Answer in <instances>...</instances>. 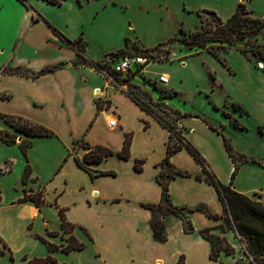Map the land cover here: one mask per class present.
<instances>
[{
	"label": "crops",
	"instance_id": "obj_1",
	"mask_svg": "<svg viewBox=\"0 0 264 264\" xmlns=\"http://www.w3.org/2000/svg\"><path fill=\"white\" fill-rule=\"evenodd\" d=\"M26 3L31 9L17 0H0L2 19L6 18L4 5L18 13L12 25L3 28L6 38L0 44V130L12 131L2 119L12 116L41 125L53 136L31 138L26 157L18 147L19 140L12 146L0 141V169L9 165L0 175V245L7 248L0 256V264H27L47 256L52 261L46 264H178L180 258L182 264H251L245 244L226 226L215 189L195 179L202 169L185 149L170 156V170L187 172L191 177L170 179L168 193L173 206L191 211L188 219L194 232L185 234L182 221L171 216L163 220L165 242L153 239L148 225L151 212L146 205L160 202L161 187L156 178L164 171L161 163L169 131L125 94L126 84H122L126 88L123 90L94 68L74 63L77 54L91 62L100 61L124 48L127 39L140 49H152L181 35V31L195 32L201 25L199 9L212 10L226 20L237 4L243 3L252 16L264 20V0ZM62 38L71 42L80 39L83 51ZM258 39V45H264V26ZM172 54L175 60L146 63L141 74L130 82L150 93L154 102H163L186 115L177 122L184 141L198 152L222 185L230 183L234 170L224 146L225 135L233 150L248 159L240 165L232 189L264 205V168L251 162H264V156L259 157L253 149L238 148L230 137L247 141L248 135L264 137L259 131L262 127L264 130V62L257 68L237 49L222 51L220 60L205 50L179 58ZM53 66L58 68L31 77ZM4 68H21L29 76L2 74ZM160 75H166L168 82L157 86L168 92L165 95L170 94L162 99L151 84ZM195 95L204 97L206 111L212 107L210 113L193 111L191 100ZM96 101L103 107L97 109ZM227 101L239 105L243 113L233 108L223 113L221 107ZM225 114L244 129L233 127L230 118L224 116L222 120L218 116ZM203 118L222 135L212 131ZM112 120L114 126L109 125ZM126 134L131 135V140L128 158L124 159L119 154ZM86 146H101L112 153L99 163L87 165L104 175L92 178L78 167L76 160L83 159L88 152ZM135 161H141L139 172L134 169ZM26 165L30 175L24 185L21 177ZM25 192H41L44 203L36 206L31 201H21ZM199 206L216 218L198 211ZM59 210L64 220L74 226L72 236L84 245L83 249L61 250L67 235L62 234ZM206 229L223 238L233 253L220 252L217 260H212L210 243L200 235ZM37 237L57 249L50 252Z\"/></svg>",
	"mask_w": 264,
	"mask_h": 264
},
{
	"label": "trees",
	"instance_id": "obj_2",
	"mask_svg": "<svg viewBox=\"0 0 264 264\" xmlns=\"http://www.w3.org/2000/svg\"><path fill=\"white\" fill-rule=\"evenodd\" d=\"M17 1L25 8L31 9V7L26 3V0ZM44 1L50 4L60 5L64 0ZM197 15L200 18L201 25L200 28L195 32L186 33L184 31H181V37L176 36L170 38L168 41L160 43L152 49H140L136 45H131L130 41L127 39L125 47L113 53H110V56L118 58L126 55H142L155 58V55H158L160 53V49L167 47V49L163 53L168 54L169 46L172 43L180 40L182 41L183 46L193 53H199L200 51L205 50L213 57L219 59L216 49L223 50L227 46L234 45L236 41H249L252 38L257 37L264 26V20L250 15L246 11V6L243 3H238L233 14L226 20H222L214 11L208 9H199L197 11ZM33 20H35L34 17ZM62 40H64L71 46H76L80 51H83V47L79 45L80 39H77L74 42L68 41L64 38H62ZM257 47L264 49V45H258ZM241 52L244 53L243 50H241ZM77 57L79 59L82 58L80 54H77ZM221 63L226 66L222 61ZM86 66L94 68L97 72L101 71V64L98 62L90 61V65ZM57 68L58 67L56 66L45 68L41 70L37 75H32L31 77L35 78L40 75L51 73ZM1 73L25 77L29 76V74L21 68H4L3 70H1ZM111 74L114 77L118 78L117 75H115L112 71ZM121 81L122 84L127 85L125 94L145 113H147L161 126L169 131V141L167 144L166 156L161 163V168H163L164 171L162 174L157 175L156 178L157 183L161 187L160 202L158 204L146 205V207L151 212V218L148 225L153 239L159 243L165 242L166 237L164 234L163 220L168 216L177 217L182 221L183 232L185 234H191L194 232L188 219V213H191V211H186L184 208L173 206L170 200V195L168 193V183L170 179H173L175 177H191V175L187 172L170 170V156L180 149H185L201 166L202 172L201 174L195 175V179L198 181H204L215 189L218 199L223 206L226 226L227 228L233 230L239 237V239L245 244V253L250 258L251 264H264V259L262 257L264 255V205L258 201H254L244 195H241L232 189V181L235 178L240 165L248 160L247 157L245 155L236 153L233 150L229 139L222 135L220 131L216 127H214L206 118H203L204 123H206L212 131H215L218 134L222 135L227 154L234 164V170L231 175L230 183L228 185H222L217 181L214 174L210 172L203 164V160L201 159L198 152L184 141L181 135V130L177 127V122L181 118L186 117V115L170 109L163 102H154L150 93L143 90L139 86L132 84L129 79H122ZM152 87L155 90V85L152 84ZM162 94L163 96H159V98L161 99L165 96L170 95H165V93ZM96 107L97 109L102 108V103L100 101H96ZM234 107L235 109H239L241 113H243L239 105L235 104ZM225 116L230 118L228 114H225ZM2 119L3 122L12 129V131L10 132L0 130V141L7 146H12L19 140L18 147L22 155L25 157L28 148L31 146V138L53 136V132H51L47 128L32 123L26 119L12 116H2ZM230 122L233 127L241 130L244 129L243 126L238 125L236 119L230 118ZM259 131L262 133L261 128H259ZM130 140L131 135L126 134L123 141L122 150L119 154L124 159L128 158ZM86 149H88V152L84 155L83 159L76 160L78 167L89 172L92 178L98 175H104L105 173H97L90 170L87 165L92 163H99L105 157L111 156L112 153L101 146H95L93 148L86 146ZM251 162L256 163L264 168L263 162L255 160H251ZM134 169L138 172L141 171V161L134 162ZM3 173V171H0V175ZM106 174L113 175V173ZM29 175L30 169L29 166L26 165L21 177L22 184L25 185L27 183ZM21 201H31L36 206H40L44 203L41 192L29 194L25 192ZM197 210L204 213L209 218H216V216L209 212L204 206H199ZM58 214L61 220L62 234L67 235L66 245L63 246L61 250L63 252H70L72 250L83 249L84 245L82 243H79L72 236L74 226L64 220L62 210H59ZM200 235L203 239L207 240L210 243L211 249L209 256L212 260L216 261L220 252H224L225 254L233 253V249L226 243L223 238L210 234V229L200 231ZM37 238L47 245L50 252L57 249V247L49 244L44 239L39 237ZM6 249L7 248L4 244L0 245V256L5 254ZM51 261V257L47 256L44 259H34L27 264H46ZM178 264H182L181 258L179 259Z\"/></svg>",
	"mask_w": 264,
	"mask_h": 264
},
{
	"label": "rangeland",
	"instance_id": "obj_3",
	"mask_svg": "<svg viewBox=\"0 0 264 264\" xmlns=\"http://www.w3.org/2000/svg\"><path fill=\"white\" fill-rule=\"evenodd\" d=\"M246 11L250 14L251 12L249 11V9L246 7ZM3 12L6 13V18L2 19L0 16V44H4L5 43V35H4V30L3 28H5L6 26H11L12 24L10 23L12 21V19L14 20L17 17V12H15L14 8L11 7L10 5H4L3 7ZM7 19V20H6ZM216 25V23H215ZM213 27V26H212ZM12 28V27H10ZM3 30V31H2ZM179 37H181V35H179ZM259 39L257 40V37L252 38L249 41L246 40H242V41H236L234 43V45L232 46H227L225 49L221 50V49H216L217 54L219 55L222 51H228L231 49H237V50H243L245 54V56L247 58H249V60L252 61V63L255 64V66L258 68L259 66L263 65L264 62V49L263 48H258V43H259ZM167 49V47H164L162 49H160V53L158 55H155V59L154 61H170V60H175L176 58L173 56L172 52L175 53L177 55V57H181V55H184L186 53H192V51L187 50L184 46L182 41H176L174 43H172L168 50V54L163 53L165 50ZM256 51V52H255ZM183 53V54H182ZM82 58H78L75 62L76 65H90V61L85 59L82 55H80ZM129 56V55H126ZM123 57V56H121ZM263 58V59H262ZM118 58L115 57H111L110 54L104 56L100 61H97L98 63L101 64V71H99L101 73V75L112 85H119L121 87L122 86V81L120 80V78H116L111 74V67L112 65L117 61ZM1 56H0V61H1ZM126 88H124L123 90H125ZM127 90V89H126ZM155 92L158 96H163L162 93H168L167 91L163 90L162 88L158 87L157 85L155 86ZM192 109L195 113L198 114H203L205 115V113L208 111L210 113V111H212V107L208 108L209 110L206 111V107H205V103H204V97L202 95H195L192 100ZM191 105V104H190ZM189 105V106H190ZM207 105V104H206ZM235 104L231 105V101H227V103L225 105H223V107H221V111L223 113H228L232 108L236 111L241 113V111L239 109H235ZM191 109V107H189ZM219 118H221L222 120H224V116L223 117L221 115H218ZM263 129V127H262ZM262 132L264 133V130H262ZM225 136V135H224ZM230 136V135H229ZM233 136V137H232ZM230 136L235 144L237 145L238 148L241 149H250L252 151V149L254 150V152L256 153V155H258L259 157H263L264 156V137L260 138L258 136H256V138L252 135H248L245 137H249V140L247 141L246 138H238V136L232 135ZM226 137V136H225ZM252 138H254L253 140H251ZM233 142V141H232ZM233 145V144H232ZM264 163V162H263ZM9 168V165H5L3 168L0 169V171L6 172ZM171 216H168L166 218H169Z\"/></svg>",
	"mask_w": 264,
	"mask_h": 264
},
{
	"label": "built area",
	"instance_id": "obj_4",
	"mask_svg": "<svg viewBox=\"0 0 264 264\" xmlns=\"http://www.w3.org/2000/svg\"><path fill=\"white\" fill-rule=\"evenodd\" d=\"M154 57H146L142 55H132L123 56L117 59V61L112 65L111 71L117 75L118 78L122 79H132L136 75L141 74L142 67L151 61H154ZM168 78L166 75H160L155 81H152L153 85H164L167 84ZM119 86V85H118ZM125 88V85H122ZM110 126L115 125V121L109 122Z\"/></svg>",
	"mask_w": 264,
	"mask_h": 264
}]
</instances>
